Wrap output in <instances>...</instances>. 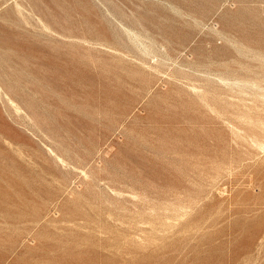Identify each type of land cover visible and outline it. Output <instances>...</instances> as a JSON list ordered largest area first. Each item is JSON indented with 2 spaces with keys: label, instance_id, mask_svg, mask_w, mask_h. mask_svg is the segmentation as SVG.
<instances>
[{
  "label": "rangeland",
  "instance_id": "374dc122",
  "mask_svg": "<svg viewBox=\"0 0 264 264\" xmlns=\"http://www.w3.org/2000/svg\"><path fill=\"white\" fill-rule=\"evenodd\" d=\"M0 264H264V0H0Z\"/></svg>",
  "mask_w": 264,
  "mask_h": 264
}]
</instances>
